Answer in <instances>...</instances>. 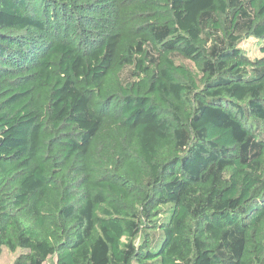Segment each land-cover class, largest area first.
I'll return each instance as SVG.
<instances>
[{"label": "trees", "instance_id": "1", "mask_svg": "<svg viewBox=\"0 0 264 264\" xmlns=\"http://www.w3.org/2000/svg\"><path fill=\"white\" fill-rule=\"evenodd\" d=\"M5 248L264 264V0H0Z\"/></svg>", "mask_w": 264, "mask_h": 264}, {"label": "rangeland", "instance_id": "2", "mask_svg": "<svg viewBox=\"0 0 264 264\" xmlns=\"http://www.w3.org/2000/svg\"><path fill=\"white\" fill-rule=\"evenodd\" d=\"M241 47L248 53V55L251 58L260 57L261 53L259 51V48L256 44L255 39L249 38L247 40H244L241 43ZM20 252V249L16 250V252H9L5 248L3 250L2 255L0 256V264H11L14 259L16 258L17 254Z\"/></svg>", "mask_w": 264, "mask_h": 264}]
</instances>
